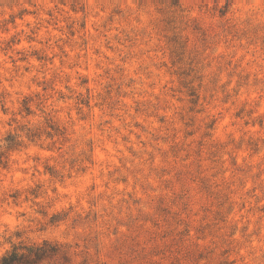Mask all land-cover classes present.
<instances>
[{
	"label": "rangeland",
	"instance_id": "374dc122",
	"mask_svg": "<svg viewBox=\"0 0 264 264\" xmlns=\"http://www.w3.org/2000/svg\"><path fill=\"white\" fill-rule=\"evenodd\" d=\"M38 250L264 264V0H0V264Z\"/></svg>",
	"mask_w": 264,
	"mask_h": 264
},
{
	"label": "trees",
	"instance_id": "16d2710c",
	"mask_svg": "<svg viewBox=\"0 0 264 264\" xmlns=\"http://www.w3.org/2000/svg\"><path fill=\"white\" fill-rule=\"evenodd\" d=\"M173 5L176 6L177 4L173 2ZM45 255V252H43L42 250H38V252L36 253V258L29 261L25 260V257L23 255H20L16 251H14L10 255L5 256L1 260V264H32L37 262L38 260H41Z\"/></svg>",
	"mask_w": 264,
	"mask_h": 264
}]
</instances>
